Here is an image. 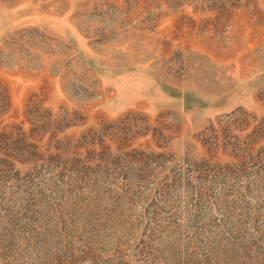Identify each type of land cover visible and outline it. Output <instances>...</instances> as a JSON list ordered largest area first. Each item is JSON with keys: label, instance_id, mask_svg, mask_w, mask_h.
Listing matches in <instances>:
<instances>
[{"label": "rangeland", "instance_id": "rangeland-1", "mask_svg": "<svg viewBox=\"0 0 264 264\" xmlns=\"http://www.w3.org/2000/svg\"><path fill=\"white\" fill-rule=\"evenodd\" d=\"M0 264H264V0H0Z\"/></svg>", "mask_w": 264, "mask_h": 264}]
</instances>
